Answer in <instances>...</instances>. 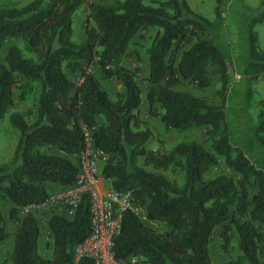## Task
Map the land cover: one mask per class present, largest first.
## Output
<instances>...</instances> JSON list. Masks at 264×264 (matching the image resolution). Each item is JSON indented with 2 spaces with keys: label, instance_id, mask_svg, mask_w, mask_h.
Instances as JSON below:
<instances>
[{
  "label": "trees",
  "instance_id": "16d2710c",
  "mask_svg": "<svg viewBox=\"0 0 264 264\" xmlns=\"http://www.w3.org/2000/svg\"><path fill=\"white\" fill-rule=\"evenodd\" d=\"M83 2L31 0L0 6V51L7 41L18 39L28 53L12 44L0 61V120L10 112L18 131L12 160L0 165V201L11 203L8 217L0 209V243L9 236L13 241L9 255L0 252V264H93L92 258H77L75 252L91 230L87 195L71 217L51 214L46 256L38 247L40 217L32 213L18 217V207L48 197L45 183L61 189L74 184L78 161L68 156L84 147L83 125L94 128V145L108 156L101 166L105 185L130 190L145 205L146 217L164 226L156 230L134 213L124 212L114 238L117 259L136 255L151 264H213L209 245L219 227L224 253L236 233L237 262L264 264L259 256L260 243L264 245V170L231 139L226 115L230 74L228 60L211 35L215 21L193 11L187 0H90L86 37L75 41L73 17ZM222 2L215 0L216 16ZM258 24H264V0L248 8L249 58L244 66L248 98L252 81L264 75ZM150 28L154 33L145 48L144 97L139 68L125 65L124 58L137 34L143 36ZM82 61L95 63L100 74L89 71ZM67 71L78 72L80 82L75 83ZM210 72L220 82L213 99L176 89L183 81L204 89L211 84ZM102 78L120 84L113 96ZM32 82L38 85L34 110H12L26 99ZM144 100L164 129L183 132L202 127L204 138L180 141L167 149L164 139L141 127L139 109ZM258 106L253 128L264 149V100ZM154 140L158 146L152 148L149 143ZM220 157L233 173L206 176ZM7 219L17 224L13 231Z\"/></svg>",
  "mask_w": 264,
  "mask_h": 264
},
{
  "label": "rangeland",
  "instance_id": "374dc122",
  "mask_svg": "<svg viewBox=\"0 0 264 264\" xmlns=\"http://www.w3.org/2000/svg\"><path fill=\"white\" fill-rule=\"evenodd\" d=\"M31 0H0V6L3 5H23ZM90 0H84L82 12L88 7ZM103 2H111L113 0H101ZM146 3H150L151 0H143ZM260 1L263 0H225L220 6V15L216 16L214 13L215 0H187L190 8L215 21V28L211 30V35L216 44L224 52L228 60V70L230 74L229 79V91L227 94V121L229 124L231 139L234 144L242 147L248 154L251 160L260 168L264 170V150L263 152L257 148L261 144L258 142L253 124L258 112V103L264 100V75L260 74L255 80L252 81V92L248 98L247 95V76L244 74V66L248 61V37L245 31L246 24L248 22V8H255ZM82 14V13H81ZM79 15L78 11L75 13L74 18ZM87 18V17H86ZM86 18L83 19L81 25L85 28ZM75 21V20H74ZM255 29L258 32V43L261 49H264V24L256 25ZM154 29L150 28L145 33L137 34L133 40L129 54L124 58V64L131 68H139L138 82L141 87L143 96L146 95V76L148 70L147 56L145 48L149 45ZM73 39L77 40L78 37L73 35ZM19 45L24 55L28 53L24 50L20 40L7 41L2 50L0 51V61L3 60V56L6 53L7 48L12 45ZM147 66V68H146ZM68 72V76L75 82L79 83L80 75L78 72ZM100 74V73H99ZM211 84L204 88L199 89L195 85L183 81L176 86V89L188 90L191 93L205 96L213 99L215 97L216 89L219 87V80L210 72ZM21 81V80H20ZM103 86L109 91L110 95L120 88V84L114 79H101ZM20 93L19 88H15L13 91V97L17 100ZM38 85L36 82L31 83V87L26 91V99L22 102H17L16 106L12 109L19 112H24L27 109L34 110L37 103ZM139 118L142 121L141 127H149L157 136L164 139L165 147L171 149L176 143L180 141H187L191 139L202 140L205 136L204 128H197L189 131L179 132L174 129H164L159 117H153L149 113V106L146 100L143 101L139 109ZM34 119V115L28 117L30 123ZM18 140V131L13 127L10 122V112L6 113L0 120V165L8 164L14 155V150ZM240 143V144H239ZM149 146L155 148L158 146L157 141H151ZM45 151L51 153H57L56 148H44ZM218 173L232 174L233 171L227 167L222 157L219 158L218 164L206 172V176H213ZM169 178L171 175L165 173ZM105 184V182H104ZM105 187H107L105 185ZM145 208L144 204H141ZM11 205L8 200L0 201V209L5 212L8 217L9 209ZM143 215V214H142ZM10 230H14L16 223L9 221ZM149 225L156 230H163L164 226L156 221L149 220ZM43 227V223H41ZM219 232V227L215 229ZM50 238V234H49ZM217 236H213L209 245L210 257L213 264H229L230 261L237 264H248L246 261L237 262L239 258V249L237 247L236 233L230 241V246L227 253H224L221 249L220 237L216 241ZM10 245V250L5 248L4 251L9 250V253H3L9 255L13 248L12 238H8L4 243L0 245ZM8 252V251H7ZM260 259L264 261V245L260 243Z\"/></svg>",
  "mask_w": 264,
  "mask_h": 264
},
{
  "label": "built area",
  "instance_id": "2783aa9c",
  "mask_svg": "<svg viewBox=\"0 0 264 264\" xmlns=\"http://www.w3.org/2000/svg\"><path fill=\"white\" fill-rule=\"evenodd\" d=\"M82 130L84 147L76 154L78 173L74 184L50 193L43 202L23 206L24 212L28 214L31 208L71 217L87 195L91 230L85 241L76 245V257L88 256L93 264H151L136 255L125 260L115 257L114 238L119 233L122 214L130 211L141 220L147 218L146 211L130 190L103 186L99 164H103L108 156L95 147L92 136L94 128L83 125Z\"/></svg>",
  "mask_w": 264,
  "mask_h": 264
},
{
  "label": "crops",
  "instance_id": "0c3cea01",
  "mask_svg": "<svg viewBox=\"0 0 264 264\" xmlns=\"http://www.w3.org/2000/svg\"><path fill=\"white\" fill-rule=\"evenodd\" d=\"M96 1H98V0H96ZM224 1L225 0H223V2ZM78 13H79V15L77 16V18H74L73 17V22H72V28H73L72 38H73V35H75V36L78 37V39L75 40V41H82L86 37V31H85V28L82 27L81 23H82L83 19L88 16V14H89V7H87L83 12H82V9L81 10L79 9L78 10ZM246 27H247V24H246ZM246 27H245V31H246ZM81 63H82L83 66H85V67L87 66L88 70L91 71L92 73L99 74L98 66L95 63L89 64V65H87L84 61H82ZM146 68H147V66H146ZM257 148H259L260 151H262V152L264 150L259 145H257ZM68 158L75 163L76 162L75 159L77 158V156H76V154H73V155L68 156ZM101 166H102V164H99L100 171H101ZM103 186L105 187L104 181H103ZM45 187L49 190L50 193H53V192L61 189V187L59 185H57L55 183H49V182L45 183ZM10 205H11V203H10ZM29 210H28V213H32V214L36 215L37 217H40L41 223H43V227L41 228V231H40V234H39V237H38V247H39V252L43 256H46L49 253V248H50L49 245H48V242L50 241V238H49L50 230L48 228V223L47 222H48V219L50 218L51 214L48 211H46V210L45 211L40 210V209H38V210H31V208ZM144 211H146L145 208H144ZM3 213L5 214V212H3ZM26 214L27 213L24 212V208L23 207H18V217L20 219H22ZM141 220L146 225L149 224V222H148L149 219L148 218H144V219H141ZM7 221H8V219H7ZM8 225H9V222H8ZM213 236L214 237L217 236L216 241H218V239H219V233L216 232V231H214L212 237ZM9 237L12 238V236H9ZM5 241L1 242L0 245L2 243H4ZM6 247H7V249L10 250V245H3L0 248V252L1 253H9V250H7L8 252L7 251H4Z\"/></svg>",
  "mask_w": 264,
  "mask_h": 264
}]
</instances>
